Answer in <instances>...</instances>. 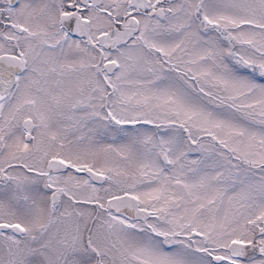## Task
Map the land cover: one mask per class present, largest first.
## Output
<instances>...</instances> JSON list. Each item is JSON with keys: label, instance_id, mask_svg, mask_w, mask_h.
<instances>
[{"label": "snow or ice", "instance_id": "6c2138e0", "mask_svg": "<svg viewBox=\"0 0 264 264\" xmlns=\"http://www.w3.org/2000/svg\"><path fill=\"white\" fill-rule=\"evenodd\" d=\"M0 264H264V0H0Z\"/></svg>", "mask_w": 264, "mask_h": 264}]
</instances>
